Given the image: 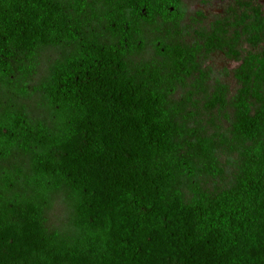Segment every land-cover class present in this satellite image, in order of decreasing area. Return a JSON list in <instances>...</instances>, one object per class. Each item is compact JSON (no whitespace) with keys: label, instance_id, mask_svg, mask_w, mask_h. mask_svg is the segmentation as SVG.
<instances>
[{"label":"trees","instance_id":"obj_1","mask_svg":"<svg viewBox=\"0 0 264 264\" xmlns=\"http://www.w3.org/2000/svg\"><path fill=\"white\" fill-rule=\"evenodd\" d=\"M235 2L234 24L216 21L189 46L158 40L157 59L133 66L143 25L178 27L181 0H0L2 88L30 96L18 83L36 55L72 48L33 88L46 121L0 104V264H264V50L234 70L240 88L230 102L222 85L205 102L233 110L240 160L223 190L194 182V160L205 159L211 176L219 168L207 138H185L171 99L201 73L199 57L236 59L241 40L264 42L260 9ZM15 156L25 163L10 164ZM58 193L68 226L50 231L45 215Z\"/></svg>","mask_w":264,"mask_h":264},{"label":"rangeland","instance_id":"obj_2","mask_svg":"<svg viewBox=\"0 0 264 264\" xmlns=\"http://www.w3.org/2000/svg\"><path fill=\"white\" fill-rule=\"evenodd\" d=\"M185 9V17L178 27L173 24H163L157 21L150 25H143L144 45L142 50L129 57L131 65L137 66L143 63H152L157 59L154 44L158 40L165 43H176L189 46L198 41V33H210L216 21L226 20L232 24L242 13V9L236 0H181ZM259 8L264 18V0H244ZM233 29H231L232 31ZM107 38L108 36L105 35ZM109 40V39H108ZM237 49L240 56L236 59L229 58L225 52L215 51L207 58L199 57L201 73H194L183 87L171 97L172 103L181 107L176 121L184 128L185 138L188 141L191 133L207 138L212 144L211 162L219 168L214 176L207 174L205 159L194 160L197 175L193 180L199 187L210 194H215L235 181L239 165L238 144L232 140L229 125L233 110L230 106L224 109H207L205 102L218 85L227 89L226 99L230 102L240 88L233 76L243 60L250 54H258L264 50V42L258 48H252L241 40ZM72 48H46L42 49L34 60V66L29 76L18 83V88L30 93L28 97H22L16 90H6L0 84V104L11 105L13 109L21 111L31 120L47 119V113L42 105V97L39 92H32L38 87L46 76L49 68L62 56L68 54ZM17 88V89H18ZM189 136V139H188ZM184 138V139H185ZM25 159L15 156L10 164H23ZM7 163L0 166L5 167ZM189 182H187L188 184ZM186 194L189 190L184 185ZM70 209L62 193L53 196L52 202L46 211V226L52 230L63 231L68 226Z\"/></svg>","mask_w":264,"mask_h":264}]
</instances>
